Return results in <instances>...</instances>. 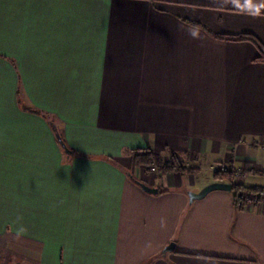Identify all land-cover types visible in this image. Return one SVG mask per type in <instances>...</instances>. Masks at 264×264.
Masks as SVG:
<instances>
[{"label":"crops","instance_id":"1","mask_svg":"<svg viewBox=\"0 0 264 264\" xmlns=\"http://www.w3.org/2000/svg\"><path fill=\"white\" fill-rule=\"evenodd\" d=\"M208 32L264 45V9L0 0V264H264V203H189L216 182L185 187L129 154L170 151L261 187L239 172L264 173V64Z\"/></svg>","mask_w":264,"mask_h":264},{"label":"trees","instance_id":"2","mask_svg":"<svg viewBox=\"0 0 264 264\" xmlns=\"http://www.w3.org/2000/svg\"><path fill=\"white\" fill-rule=\"evenodd\" d=\"M209 35L220 40L247 42L252 44L259 53V56L254 60V62L264 64V45H262L255 36L251 34H241L237 36H215L210 33ZM129 154L135 167H142L145 168L146 171H151V166L154 164L156 166V174L175 173L179 176H184L187 174H193L198 170L185 167L179 161L177 155L170 151L167 152L166 161L163 157L155 155L147 150H133ZM235 176L236 173L228 170H220L213 173L215 182L231 184L233 202L237 209H243L245 207V198H249L252 204L264 203V187H246L242 184L235 183Z\"/></svg>","mask_w":264,"mask_h":264},{"label":"rangeland","instance_id":"3","mask_svg":"<svg viewBox=\"0 0 264 264\" xmlns=\"http://www.w3.org/2000/svg\"><path fill=\"white\" fill-rule=\"evenodd\" d=\"M257 158H258L257 163L261 164V165H264V152H262V154H261V152L260 153L258 152ZM253 166L254 165L252 164L251 167L253 168ZM215 168H217L216 165H215ZM218 168H220V167H218ZM213 173L214 172L210 171V169H199V170L195 171L193 174L184 175V177H183L184 178V180H183L184 183L183 184H184L185 187H191L189 185L190 183H189V177H187L188 175H192L193 182L195 184H197L196 186H198L200 184H207L208 182L214 180ZM166 174H168V173H166ZM160 175L161 174H159V176ZM239 176L241 177L240 179H242L244 184L247 185V186H255V185H257V186L264 187V173H258L256 175V174H251V173H247V172L244 173V171H240L239 172Z\"/></svg>","mask_w":264,"mask_h":264},{"label":"water","instance_id":"4","mask_svg":"<svg viewBox=\"0 0 264 264\" xmlns=\"http://www.w3.org/2000/svg\"><path fill=\"white\" fill-rule=\"evenodd\" d=\"M60 145L62 147V149L64 150L65 153H67L68 155L71 154V151H69L67 149V147L65 146V144L63 143V141L60 139ZM137 185H139V187L147 194H151V195H156L158 193L157 189L154 188H150L147 185L141 183V182H136ZM232 190V186L231 184L228 183H221V182H216V183H212L208 186H206L205 188H203L199 193L197 194H193V193H188L187 196L189 198V203H192L195 200H200L202 198H204L207 194L214 192V191H226V192H231ZM173 245H169L167 246L164 250H163V255H166L168 252H171L173 250Z\"/></svg>","mask_w":264,"mask_h":264},{"label":"clouds","instance_id":"5","mask_svg":"<svg viewBox=\"0 0 264 264\" xmlns=\"http://www.w3.org/2000/svg\"><path fill=\"white\" fill-rule=\"evenodd\" d=\"M224 5H231L234 8L246 12L250 15H259L261 9H264V0H260V2H254V0H223ZM190 35L193 37L197 36L196 32H191ZM23 231V229H21Z\"/></svg>","mask_w":264,"mask_h":264},{"label":"built area","instance_id":"6","mask_svg":"<svg viewBox=\"0 0 264 264\" xmlns=\"http://www.w3.org/2000/svg\"><path fill=\"white\" fill-rule=\"evenodd\" d=\"M156 171V166L154 164H152L151 166V172H155ZM246 204H252V202L250 201L249 198H245Z\"/></svg>","mask_w":264,"mask_h":264}]
</instances>
